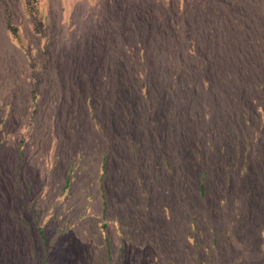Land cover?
I'll use <instances>...</instances> for the list:
<instances>
[{"label":"rangeland","instance_id":"rangeland-1","mask_svg":"<svg viewBox=\"0 0 264 264\" xmlns=\"http://www.w3.org/2000/svg\"><path fill=\"white\" fill-rule=\"evenodd\" d=\"M44 263L264 264V0H0V264Z\"/></svg>","mask_w":264,"mask_h":264},{"label":"trees","instance_id":"trees-1","mask_svg":"<svg viewBox=\"0 0 264 264\" xmlns=\"http://www.w3.org/2000/svg\"><path fill=\"white\" fill-rule=\"evenodd\" d=\"M37 6H38V0H26V7L28 8L29 12L37 11ZM12 34L15 36V38H17V39L19 38V35H18L17 30L15 28H12ZM106 174H107V169H106V161H105V157H104L103 164H102V174L99 178V185H100V190H101L102 206H103V218L106 217L107 208H108V202H107L106 193H105V189H104ZM70 183H71L70 176H68L66 179V183H65V186L63 188V191H66L69 188ZM201 192L204 193L203 187H201ZM105 228H106V226H105ZM44 264H46V263H44Z\"/></svg>","mask_w":264,"mask_h":264}]
</instances>
